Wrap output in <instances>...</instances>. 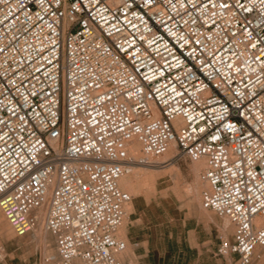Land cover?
<instances>
[{
	"label": "built area",
	"instance_id": "2783aa9c",
	"mask_svg": "<svg viewBox=\"0 0 264 264\" xmlns=\"http://www.w3.org/2000/svg\"><path fill=\"white\" fill-rule=\"evenodd\" d=\"M172 147L166 162L205 161L202 205L234 226L218 252L264 264V0H0V207L17 235L48 201L58 264H133L120 180Z\"/></svg>",
	"mask_w": 264,
	"mask_h": 264
},
{
	"label": "rangeland",
	"instance_id": "374dc122",
	"mask_svg": "<svg viewBox=\"0 0 264 264\" xmlns=\"http://www.w3.org/2000/svg\"><path fill=\"white\" fill-rule=\"evenodd\" d=\"M192 163L183 158L161 168L138 166L136 169L142 170L138 179L129 173L135 181L131 205L126 206L131 210L127 234L128 239L139 243L133 256L135 264H229L231 258L218 252L224 217L209 210L214 220L204 218L188 201L187 186L195 178L190 170ZM173 164L180 168L178 178L172 171ZM3 214L1 211L7 233L0 234L4 255L0 264H58V259L45 262V249L35 246L31 232L17 235ZM233 234L234 230L228 235L230 240ZM46 236L48 249L57 253L56 238L49 232Z\"/></svg>",
	"mask_w": 264,
	"mask_h": 264
},
{
	"label": "bare ground",
	"instance_id": "6f19581e",
	"mask_svg": "<svg viewBox=\"0 0 264 264\" xmlns=\"http://www.w3.org/2000/svg\"><path fill=\"white\" fill-rule=\"evenodd\" d=\"M129 151H130V153L132 155L138 156L141 153L139 144L137 142H133L130 145V147H129ZM174 155H175V148L172 147L169 150V152L167 153V155L164 158V160L154 161V162H151L149 164L137 163L136 165L133 166L131 172L133 173L134 178L138 179L140 177L139 173L142 171L141 169H139V170H141L139 172L136 169V168H138V166H141V167L142 166H145V167L146 166H155L156 168L165 167V166L175 162V160H171L169 162H166V161L170 160L171 158H173ZM172 166H173L172 167V171L174 172V176L176 178H178L179 175H180V168H178L177 166H174V164ZM205 167H206V165H205V161L204 160L193 161V163L190 166V170L194 174L195 178H194L193 183L191 185L187 186L186 193H187V195L189 197L188 201H189L190 205L193 206L197 210L199 215L203 216L204 218H210V219L214 220L211 212L208 209H205L203 207V205H202V191H203V189H205L207 187V185L201 179V172L204 171ZM134 169H136V170L134 171ZM142 169H144V168H142ZM171 174H173V173H171ZM130 175L126 174V175H124L121 178L120 186H121L122 189H124L126 191L128 190L130 192L131 196H132L133 192H134V190H133L134 189L133 182L135 180H134V178H130L129 177ZM129 205H131V204H129ZM47 206H48V201H46L43 204V206L38 209V211H37V224L35 225V227L30 232H31L32 236L35 238V240H34L35 241V246L37 248L38 247H42L43 249H45V253H46L45 258H44L45 262H54L55 260L58 259V254L55 253V252H52V250L48 249V239H47V236H46V233L48 231L46 230V227H45ZM1 211H2V213H4L2 208L0 207V225H1L0 226V234L5 235L7 233V227H6L5 224H2V223H4L5 218H3V216L1 215ZM129 211H131V210H130V208L128 206L127 215L129 214ZM3 215H4V217H6L5 214H3ZM127 220H128V216L125 217V219H124V221H123V223H122V225H121V227L119 229V235L124 237V239L127 240L129 246H128L127 251H125L124 253L120 254L119 257L124 258V259H130L131 261H133V256L135 255V253L133 252V248H132V246L130 244V241L128 239V234H127V227H128L127 222L128 221ZM220 225H221V230H222L221 232H223L222 234L226 238H228V235L233 232L234 226L232 225L230 220L228 218H226V217H224V219L221 221ZM30 232H28V233H30ZM263 251H264L263 249L261 250V248H258L257 249V254H259V252H260V254H262ZM227 257L231 258V260L233 259L232 256H227ZM262 263H263V260H262V257H261V258H259L258 264H262ZM77 264H78V262H77Z\"/></svg>",
	"mask_w": 264,
	"mask_h": 264
},
{
	"label": "crops",
	"instance_id": "0c3cea01",
	"mask_svg": "<svg viewBox=\"0 0 264 264\" xmlns=\"http://www.w3.org/2000/svg\"><path fill=\"white\" fill-rule=\"evenodd\" d=\"M129 241H130V244H131V246L133 248V252L135 253V251L139 248V243L137 241H132L131 239H129ZM127 260L132 262L133 264H135L134 261H131L129 259H127Z\"/></svg>",
	"mask_w": 264,
	"mask_h": 264
}]
</instances>
